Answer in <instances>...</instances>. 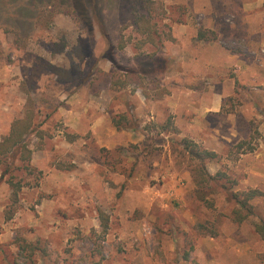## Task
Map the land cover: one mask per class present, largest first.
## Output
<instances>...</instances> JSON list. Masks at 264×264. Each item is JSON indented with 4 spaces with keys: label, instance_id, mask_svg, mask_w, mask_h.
<instances>
[{
    "label": "rangeland",
    "instance_id": "obj_1",
    "mask_svg": "<svg viewBox=\"0 0 264 264\" xmlns=\"http://www.w3.org/2000/svg\"><path fill=\"white\" fill-rule=\"evenodd\" d=\"M153 1L148 39L131 0H0V264H264V0Z\"/></svg>",
    "mask_w": 264,
    "mask_h": 264
},
{
    "label": "trees",
    "instance_id": "obj_2",
    "mask_svg": "<svg viewBox=\"0 0 264 264\" xmlns=\"http://www.w3.org/2000/svg\"><path fill=\"white\" fill-rule=\"evenodd\" d=\"M134 16V24L137 26L138 31L145 35L148 39L153 36L154 33V23L152 22V6L155 5L153 0H131ZM144 11V12H143ZM205 33L200 31L198 34L199 39L205 38ZM65 45L64 38H61L55 43V48L53 53L61 52L62 47ZM54 73L58 77H64L67 75V71L60 68H52ZM133 76V75H131ZM32 117L30 113H27L25 119L14 120L11 123L9 134L2 139L0 142V165L2 164V158L7 155H18L19 159L24 162H29L31 158V151L28 148V144L25 142L26 135L32 130ZM184 148L191 158L198 162L195 166L193 174L194 184L200 194H204L207 191H212V189H207V184L214 180V177L208 175L204 161L212 160L217 157L214 152L200 149L197 144L190 140L183 141ZM12 188L14 184L9 183ZM16 189L13 191V198L16 199ZM261 196L260 191L256 189H249L242 194L240 199L237 195L233 198L239 208L234 209L233 219L235 222L240 223L244 221L249 214H251V206L249 201ZM201 197H203L201 195ZM204 198V197H203ZM204 200V199H201ZM241 211H245L242 213ZM255 233L264 240V221H260L254 224ZM191 254L187 252L184 255V260L188 261L190 264H198L194 259H191Z\"/></svg>",
    "mask_w": 264,
    "mask_h": 264
}]
</instances>
